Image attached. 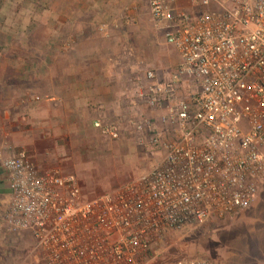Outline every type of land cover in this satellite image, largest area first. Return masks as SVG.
Listing matches in <instances>:
<instances>
[{"label": "built area", "instance_id": "obj_1", "mask_svg": "<svg viewBox=\"0 0 264 264\" xmlns=\"http://www.w3.org/2000/svg\"><path fill=\"white\" fill-rule=\"evenodd\" d=\"M190 1L194 14L178 0H150L154 29L181 60L163 81L152 70L134 77L126 107L153 116L94 124L105 139L160 152L148 174L85 200L75 175L41 170L26 150L0 151L4 222L33 238L44 264H216L159 251L167 234L245 212L264 190V0Z\"/></svg>", "mask_w": 264, "mask_h": 264}, {"label": "crops", "instance_id": "obj_2", "mask_svg": "<svg viewBox=\"0 0 264 264\" xmlns=\"http://www.w3.org/2000/svg\"><path fill=\"white\" fill-rule=\"evenodd\" d=\"M143 2L0 0V151L9 157L26 150L41 170L61 168L55 150L64 135L136 115L126 107L135 71L123 57L133 29L122 15ZM178 3L196 13L190 0ZM6 193L11 199L0 162V197ZM3 225L9 229L4 218Z\"/></svg>", "mask_w": 264, "mask_h": 264}, {"label": "rangeland", "instance_id": "obj_3", "mask_svg": "<svg viewBox=\"0 0 264 264\" xmlns=\"http://www.w3.org/2000/svg\"><path fill=\"white\" fill-rule=\"evenodd\" d=\"M150 0L129 4L122 16L136 19L129 25L132 38L125 49L131 56L134 74L154 71L161 81L169 78L180 65V56L167 45L164 35L151 22ZM129 11V12H128ZM138 18V19H137ZM152 117L148 109H138L135 117ZM84 133L66 134L62 148L55 150L57 166L64 174L75 175L85 200H91L145 176L161 161L160 152L152 153L133 139H105L89 123ZM74 142L75 147H71ZM11 204L8 194L0 197V264H44L35 251L29 235L11 232L3 218ZM162 258H203L216 264H264V190L253 206L223 221H214L201 228L169 233L159 251Z\"/></svg>", "mask_w": 264, "mask_h": 264}]
</instances>
